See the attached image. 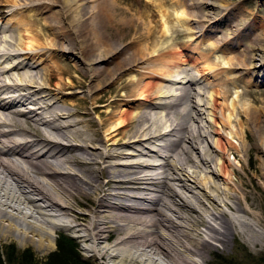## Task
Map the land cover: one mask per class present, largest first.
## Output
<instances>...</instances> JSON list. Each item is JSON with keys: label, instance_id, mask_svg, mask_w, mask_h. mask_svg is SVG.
<instances>
[{"label": "bare ground", "instance_id": "1", "mask_svg": "<svg viewBox=\"0 0 264 264\" xmlns=\"http://www.w3.org/2000/svg\"><path fill=\"white\" fill-rule=\"evenodd\" d=\"M0 1V237L45 252L60 232L57 240L68 241L76 256L72 233L103 264H206L218 247L227 248L237 230L220 206L255 216L254 181L264 178V90L249 88L264 86V32L254 30L236 52L220 49V60L227 58L221 65L215 48L242 35L248 20L241 13L214 31L211 24L231 12L217 14L222 5L215 0H158L172 7L163 5L159 30L153 11L146 25L109 0L91 10L87 0H75L81 15L70 23L46 0ZM168 11L188 27L168 33ZM196 33L205 51L182 53ZM45 36L51 44L41 46ZM64 53L79 56L77 74L62 69L72 57ZM186 62L196 71L180 67ZM32 69L44 71L42 84ZM237 82L253 99L228 101ZM198 84L210 89L205 110L194 100ZM205 113L213 135L203 148L204 127L180 118L199 121ZM168 150L183 162L169 160ZM228 152L248 154L257 165L258 172L238 178L240 191L230 183ZM185 164L193 166L200 194L188 187Z\"/></svg>", "mask_w": 264, "mask_h": 264}, {"label": "rangeland", "instance_id": "2", "mask_svg": "<svg viewBox=\"0 0 264 264\" xmlns=\"http://www.w3.org/2000/svg\"><path fill=\"white\" fill-rule=\"evenodd\" d=\"M46 1L49 3H52L53 8H55L56 10L61 9L64 12V17H65L64 20L67 23L71 22L72 17L78 18L81 15L80 7L77 5V1L75 0H46ZM99 1L101 0H87L88 9L90 10L97 9L99 5L98 4ZM215 2L222 5L217 10L218 12L215 11L217 12V14H219V12L226 14V11L228 10H231V12L227 16L226 15L224 16V14H220V16H222V19L218 21V24H216L217 22L215 24H213L214 22L211 24L213 25L212 29H214V31L222 30L226 28L230 24L231 21H234L231 24H235L237 20V19L235 20V16H238V15L240 16L241 13H243L241 21L247 22L248 20V23H246V26L241 29V30L244 29L242 32V35L236 36L235 39L228 38V41H224V42L223 40H220L218 47L215 48V52H213L212 58L213 60L216 59L217 62L223 65L224 61H226L227 58H224V60H220L222 57L220 49H222L223 47L227 45L236 52L239 49V47L236 46V44H244L246 42L245 39L252 32H254V30H256V32H259V31L264 32V0H215ZM109 3L115 4V7H124V8L129 9V11L136 13V16L139 18V20H142L146 25L153 24L152 21L150 20L151 18L149 19V16L147 15L149 10H151L155 13L154 20L157 19L159 21V26L157 25L158 30L159 28H163V24H162L163 20L161 18L160 12L163 9V5L165 4L160 3L158 0H109ZM169 4H171L175 9H178L173 3H169ZM165 8L171 9L172 7L169 5H165ZM221 9H223V11ZM207 10L211 11V9L209 8ZM246 12H251V14H246ZM86 14L87 13H85L84 15L86 16ZM228 16L230 17V19H228L230 20L229 22L227 21ZM14 18H17V15H15ZM166 22L168 25V33H171V35L173 33L175 34L176 32H179L180 30H183V29L185 30L188 27L185 24V22H177L174 15L171 16L169 11H168V18H166ZM207 24H210V23L208 22L204 23V25H207ZM33 25H37V24H33ZM71 26H72V23H71ZM229 31H232V30L229 29ZM236 32L237 31H232V33L234 34ZM216 34L220 36L219 33H216ZM216 34H213L212 36ZM190 38H192V41H194V43L197 42V44L194 45L193 43L191 46L190 45L186 46L185 49H182V47H179L178 50L182 49L181 50L182 53H187V54L191 53V50L192 51L195 50L199 53L205 51L204 50L205 45H203L204 43L199 44V40L201 36H199L198 33H196ZM166 40L169 41L170 43L177 42V40L174 41L172 37L166 38ZM37 41L40 42L41 46L43 45L48 46L51 44L50 36L38 38ZM163 42H165V40ZM157 43H160V40H157ZM188 43H190L189 40H188ZM258 46L264 47V41L261 40ZM15 50H18V47ZM39 50L46 51V53H49V54L51 52V50L48 48H45V49L40 48ZM74 54L73 53L63 54L64 56H70V57L72 56V57L70 58L68 62L63 63L64 65H62L63 67L62 69L67 72L77 74L76 73L77 70L78 69L81 70L82 69L81 65L83 66V64L81 63L79 56L77 57V54L76 56ZM192 54H194V56H199L197 55L198 53H192ZM58 55L60 56V54ZM226 55L232 56L235 54L230 55L226 53ZM46 58L48 60L49 56L47 55ZM179 65L183 69L192 70L193 72L196 71L192 67L191 62L181 63ZM173 68H176V67H173ZM234 72L236 71L234 70L233 73H229L228 76H232L233 74H236ZM30 73L37 74V80H39V82L42 84L43 81L41 82V77L43 79V74H42L44 73L43 70L32 69ZM65 77L66 79L68 78L66 75ZM50 82L51 84H53L55 80H51ZM174 85H179V84L175 83ZM261 85L262 84H260L259 86L250 85L249 88L255 89V90H261V89L264 90V86H261ZM194 87L195 89L192 90V92L200 93V94L197 93L195 95L194 100L198 103V108L205 110L206 106L203 105V102L207 99L210 89L209 88L202 89V87L199 84L195 85ZM230 87H231V96L228 98L229 102L235 99L237 100L238 103H242V102H248L250 98L253 99L252 96L245 94L244 90L246 86L243 83L237 82L235 84H231ZM104 89H107V87L105 86ZM78 94L83 95L80 93ZM164 99L165 98L162 97L156 100H164ZM256 105H259V104L257 103ZM157 111H159L160 113L163 112V110H160V109H158ZM94 115L95 114H93V116ZM236 117H237L236 114L232 115L231 117L232 124H233L232 129L234 128ZM188 119L189 118L187 117H185L184 119L182 117L180 118V121L182 120L184 124H188L189 126H191L192 123L195 124L198 122L200 125L204 127L203 131L206 133L205 134L206 136H208L207 134L213 135L208 125L209 124L208 113L203 114L199 121H194L192 120V118L189 120ZM227 133H229V130H225V134ZM210 137L211 136H208L207 139L204 138L205 142H202L203 148L206 147L207 141H212V138ZM231 140L233 144L237 146L240 145L239 144L240 142L237 138H231ZM141 148L143 147L139 146V150H141ZM143 151H146V149H143ZM125 152L133 153V154L137 153L135 149L133 148L125 149ZM177 152H178L177 150H168L165 153L170 156L169 160H172L173 162H179L180 164L183 162V160L180 158H178L177 160V157H176ZM227 158L232 165V175L230 178V183L233 185V187H235L237 190L240 191L242 188V185L239 183L238 178L240 176L247 177L246 175H244L245 172L249 174H255L256 172H258L257 165H255V162L253 160L251 161L249 159L248 154L241 155L239 157L240 158V161H239V158L235 157L231 152H228ZM185 170H186V174H188L189 176L188 179L186 180L188 187L190 186L191 190L199 192L200 194L202 192L201 187L195 186V184L192 183L193 181L192 177L194 176L193 166L191 164H185ZM205 171L208 176H211L209 173V170H205ZM200 174L203 175V171H201ZM173 181L174 183L177 184L176 187L179 191H182V190L184 191V189L180 188L179 186L180 184L176 180H173ZM219 183L221 184V181H219ZM254 183H255V188H253V192H254L253 193V197H254L253 212L255 216H252V215L250 216V215H246L243 213H234V212L227 210L226 207L221 205L220 208L228 212L229 215L233 217L235 221L237 234L231 239L230 244L227 248L222 249L221 247H218V250L209 256V261L206 264H264V178L263 179L257 178L255 179ZM234 194L236 193L234 192L233 196H235ZM234 198H232L231 200H234ZM205 202L210 206V203L207 200H205ZM59 233L60 232H57L54 234V237H55L54 247L50 251H45V252L40 251L31 242L26 245L25 244L19 245L18 244L19 242L17 238L15 237H11V238L0 237V253L2 254L3 264H54L56 263L55 260L52 258L51 259L54 262H51L50 257L53 256V253L57 252L58 245L56 241H57ZM70 237H72L73 239H77L78 241L77 245L79 247V253L76 255V257H78V259L82 263L86 262V264H103V259L98 258V257L96 258L92 257L91 255L87 253V251L81 248V240H79L74 234L70 233ZM64 248L62 249V252L63 254H66V251ZM7 255H9V257H11L12 259L10 263H8L7 261ZM68 255H71V256L67 259V261L61 262V264H74L73 263L74 258L72 254L69 253ZM65 257L66 256L63 255V257H60V260H63V259L65 260ZM56 264H59V263H56Z\"/></svg>", "mask_w": 264, "mask_h": 264}, {"label": "trees", "instance_id": "3", "mask_svg": "<svg viewBox=\"0 0 264 264\" xmlns=\"http://www.w3.org/2000/svg\"><path fill=\"white\" fill-rule=\"evenodd\" d=\"M57 245H58V248H57V252L56 253H53V256L52 257H50V261L51 262H54L52 259H54L55 260V262L56 263H59V264H61V262H63V261H67V259L71 256V255H68L69 253H71V248H70V245H69V243H68V241H66V240H63V239H58V241H57ZM65 248H64V247ZM65 249V251H66V254H63V252H62V249ZM63 255H65L66 257H65V260L63 259V260H60V257H63ZM73 256V260H76V261H79L78 263L80 264H82V262L78 259V257H76V256H74V255H72ZM52 258V259H51ZM7 261H8V263H10L11 261H12V259H11V257H9V255H7ZM56 263H54V264H56ZM0 264H3V259H2V254L0 253Z\"/></svg>", "mask_w": 264, "mask_h": 264}]
</instances>
